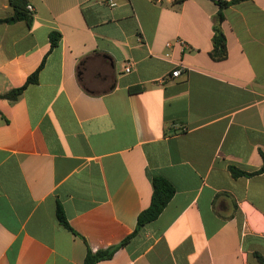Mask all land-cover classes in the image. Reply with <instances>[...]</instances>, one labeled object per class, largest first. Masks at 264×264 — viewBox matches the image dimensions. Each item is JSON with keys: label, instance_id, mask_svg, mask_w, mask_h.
<instances>
[{"label": "crops", "instance_id": "0c3cea01", "mask_svg": "<svg viewBox=\"0 0 264 264\" xmlns=\"http://www.w3.org/2000/svg\"><path fill=\"white\" fill-rule=\"evenodd\" d=\"M27 1L32 24L0 23V94L43 64L17 100L0 96V264L114 246L94 264H262L264 172L231 167L263 165L264 0L223 9L220 60L218 0ZM155 176L176 192L136 230Z\"/></svg>", "mask_w": 264, "mask_h": 264}, {"label": "trees", "instance_id": "16d2710c", "mask_svg": "<svg viewBox=\"0 0 264 264\" xmlns=\"http://www.w3.org/2000/svg\"><path fill=\"white\" fill-rule=\"evenodd\" d=\"M177 2H182L183 0H176ZM242 0H218V4L220 6V11L216 16V22L214 25V35H213V43L214 48L211 51V56L214 59H224L227 56V47H226V35L222 30V22L224 20L223 9L229 6L230 4L239 2ZM10 5L13 7L14 12L11 16L0 18V23H15L17 21H26L28 24H32L33 22V12H30L27 8L28 1L27 0H9ZM61 39V34L58 32H52L50 34L51 48H54L58 45ZM43 64L33 73L31 74L26 83L20 87L13 88L10 91L0 94L1 97L7 98L11 101L17 100L19 96L23 93L24 89L31 83H35L38 81L39 72L42 68ZM231 171L234 176L240 175H255L264 172V154H263V165L262 167L254 172H245L236 167H231ZM153 184V196L151 205L143 210L138 216V227L136 230H139L144 224L151 222L157 219L164 208L168 205L172 197L176 192V188L171 181L163 176H155L152 181ZM56 215L60 223H62L65 227L72 229L67 216L65 214L64 208L60 202H58ZM127 241L124 240L122 244ZM118 246L111 247L109 249L99 250L97 252H92L90 249L88 251L86 260L84 264H94L95 262L110 258L114 255ZM258 259L262 264H264V257L260 254H257Z\"/></svg>", "mask_w": 264, "mask_h": 264}, {"label": "built area", "instance_id": "2783aa9c", "mask_svg": "<svg viewBox=\"0 0 264 264\" xmlns=\"http://www.w3.org/2000/svg\"><path fill=\"white\" fill-rule=\"evenodd\" d=\"M106 3L113 7L116 5V3L114 2V0H105ZM27 8L30 12H33V7L32 5H27ZM179 42H181L182 44H185L184 41L180 40L179 39ZM172 44L170 42L167 43V46L170 47ZM131 68H132V65L131 63H128L127 66H126V72H130L131 71ZM183 70L184 68L182 67V65H178V67L174 68L171 72L170 75H166L165 77H163L162 79H160V82L164 83L165 81H167L169 78H175V77H179L182 73H183ZM179 130L181 131H185L186 130V127H182L181 129L179 128Z\"/></svg>", "mask_w": 264, "mask_h": 264}]
</instances>
